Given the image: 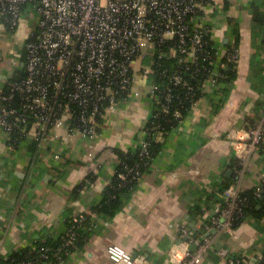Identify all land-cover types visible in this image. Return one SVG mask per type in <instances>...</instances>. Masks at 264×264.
<instances>
[{
	"label": "crops",
	"instance_id": "obj_1",
	"mask_svg": "<svg viewBox=\"0 0 264 264\" xmlns=\"http://www.w3.org/2000/svg\"><path fill=\"white\" fill-rule=\"evenodd\" d=\"M205 17L219 58L236 43L235 77L226 91L204 86L196 105L162 141L149 171L121 197L113 215L95 206L110 183L118 153L138 146L151 114L149 57L139 56L133 63L129 93L102 117L96 137H76L66 144L65 130L59 128L46 148L33 151L25 143L9 146V138L0 134V259L34 241L59 238L74 214L88 217L90 229L85 232L90 233L61 264H110V244L133 255L145 253L150 264H172L167 250L180 240L182 227L211 239L198 264H227L234 256L252 261L264 251V217L244 219L235 227L234 238L226 231L204 230L221 201L223 185L233 179L232 171L226 174L234 162L227 135L259 114L264 96V0H224L208 8ZM32 23L25 17L14 38L0 27V89L8 77L22 72ZM52 152H59L60 159H53ZM262 180L264 143L250 156L240 186L250 190Z\"/></svg>",
	"mask_w": 264,
	"mask_h": 264
},
{
	"label": "built area",
	"instance_id": "obj_2",
	"mask_svg": "<svg viewBox=\"0 0 264 264\" xmlns=\"http://www.w3.org/2000/svg\"><path fill=\"white\" fill-rule=\"evenodd\" d=\"M223 3L224 0H0V27L11 38L25 17L33 22L24 43V75L10 82L7 90L0 89V134L6 135L8 142L12 133H18L23 143L35 140L37 150L46 148L48 138L59 128L65 130L62 141L66 144L76 137H96L103 111H115L125 100L124 94L129 93L133 63L139 56L150 58L146 68L150 73L161 58L176 60L191 75L204 69L199 90L203 91L206 84L217 87L224 77L221 70L225 68V57L236 67L239 61L235 42L218 57L205 17L208 8ZM171 80L182 83L188 91L193 89L183 82L178 70ZM159 91L160 85L152 83L151 105L160 102ZM195 95L191 93V99ZM166 101H172L170 93ZM196 103L194 100L192 107ZM259 110L247 126L234 128L227 135L235 160L231 167L233 179L210 214L204 226L206 232L226 231L234 238V222L246 202L240 180L250 156L264 143V96ZM163 112L168 113L167 106H163ZM173 115L182 117L179 111ZM160 137L161 133H157L156 138ZM140 145L142 153H146L148 142L143 139ZM9 146L16 147L10 142ZM52 156L55 160L61 157L59 152H52ZM118 177L137 181L142 173L134 167ZM253 193L264 204V180ZM84 218V214L71 216L64 248L75 246L76 228ZM179 233L180 240L167 250L169 261L198 264L210 247V237L191 234L186 227ZM191 244L194 250L189 249ZM107 256L110 264H150L147 254L133 255L117 244L107 246ZM263 259L261 253L252 261L237 264H257ZM227 264L234 262L228 259Z\"/></svg>",
	"mask_w": 264,
	"mask_h": 264
},
{
	"label": "trees",
	"instance_id": "obj_3",
	"mask_svg": "<svg viewBox=\"0 0 264 264\" xmlns=\"http://www.w3.org/2000/svg\"><path fill=\"white\" fill-rule=\"evenodd\" d=\"M256 19L259 20L257 16ZM227 48L230 49V45H228ZM23 60L24 56L22 62ZM207 62L208 61H202V64H207ZM172 65L174 66L172 67ZM176 66L179 67L174 59L161 58L157 60V63L154 66V72L151 73V77L154 84L160 85V91L157 93L160 102H153L151 105V114L144 125L140 139V141L144 139L148 142L147 152L142 153L139 141L137 147L129 148L128 150L120 151L118 153V163L114 169L110 183L105 188L103 198L95 206L96 211L111 216L119 210L121 197L133 191L139 180L135 181L127 177V180L123 181L118 177V174H126L129 168L134 167L138 168L142 175L148 172L153 160L160 153L162 141L176 128L178 122L188 114L193 101L198 100L202 95V91L199 90V85L203 82L205 74L204 69H201L197 75H191L190 71H183L184 65H181V68L179 67V69H177ZM236 68L234 62L225 57V68L221 70L224 77L218 81L219 85L216 87L217 90H227L229 83L235 77ZM177 70L181 72L183 82L192 86L193 89L191 91H188L189 89L182 83H173L171 77ZM23 75L24 73L22 71L17 75L13 74L11 77H8L2 91L9 88L10 82L19 80ZM193 92H195L196 95L191 99L190 94ZM168 93L172 95V101L170 103L166 101V95ZM124 96L126 99L127 95L124 94ZM163 106L168 107V113L163 112ZM175 111H179L182 114V117L175 118L173 115ZM105 114L106 112L103 111V116ZM102 117H99L98 123L101 122ZM157 133H161L159 139L156 138ZM23 140L24 139L19 137L18 133H12L9 142L16 145L15 148H18L23 144ZM25 144L29 146L30 150H37L38 144L35 140L30 139ZM231 181L232 180H227L223 185V189H225ZM253 192L254 188L243 192L242 197L246 198V202L243 204L241 215L234 222L235 225L238 226L247 217H264V204L261 199L255 197ZM71 224L72 219L69 217L66 222L67 228ZM85 228L90 229L88 217L86 215L82 223L76 228V242L75 246L72 248H64V242L66 239L64 233L57 239L48 238L44 241H34L30 246L15 250L6 258L0 259V264H61L71 255L72 252L80 249L86 243L90 231L88 230L85 232ZM58 248L61 249L59 252L57 251ZM43 253L46 254L45 258L41 257ZM261 253L263 254L264 251ZM59 256L60 259L58 258ZM229 260L233 261L234 264H237V261H242L244 259L241 256H234ZM257 264H264V259Z\"/></svg>",
	"mask_w": 264,
	"mask_h": 264
},
{
	"label": "rangeland",
	"instance_id": "obj_4",
	"mask_svg": "<svg viewBox=\"0 0 264 264\" xmlns=\"http://www.w3.org/2000/svg\"><path fill=\"white\" fill-rule=\"evenodd\" d=\"M25 31H26V29H25ZM12 41V43H14L15 42V40L14 39H12L11 40ZM10 44H11V42H10ZM2 45H4L2 42H0V47H2ZM16 45V43H14V46ZM11 46V45H10ZM19 47V44L18 45H16V48H18ZM4 48V47H3ZM2 55H3V53H2ZM4 56H5V53H4Z\"/></svg>",
	"mask_w": 264,
	"mask_h": 264
},
{
	"label": "water",
	"instance_id": "obj_5",
	"mask_svg": "<svg viewBox=\"0 0 264 264\" xmlns=\"http://www.w3.org/2000/svg\"><path fill=\"white\" fill-rule=\"evenodd\" d=\"M226 174H227V175L231 174V170H228ZM189 249H190V250H194V249H195V245H194V244H191V245L189 246Z\"/></svg>",
	"mask_w": 264,
	"mask_h": 264
}]
</instances>
